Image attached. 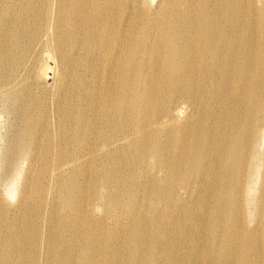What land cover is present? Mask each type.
I'll use <instances>...</instances> for the list:
<instances>
[{
	"label": "bare ground",
	"instance_id": "bare-ground-1",
	"mask_svg": "<svg viewBox=\"0 0 264 264\" xmlns=\"http://www.w3.org/2000/svg\"><path fill=\"white\" fill-rule=\"evenodd\" d=\"M1 118L0 264H264V0H0Z\"/></svg>",
	"mask_w": 264,
	"mask_h": 264
},
{
	"label": "rangeland",
	"instance_id": "rangeland-1",
	"mask_svg": "<svg viewBox=\"0 0 264 264\" xmlns=\"http://www.w3.org/2000/svg\"><path fill=\"white\" fill-rule=\"evenodd\" d=\"M2 119H3V121H4V118H1V120H0V167H1L2 163H3V158H2V156H1V151H2V147H3L2 137H3L4 134H5V128H4V126H3V121H2ZM1 122H2V123H1Z\"/></svg>",
	"mask_w": 264,
	"mask_h": 264
}]
</instances>
